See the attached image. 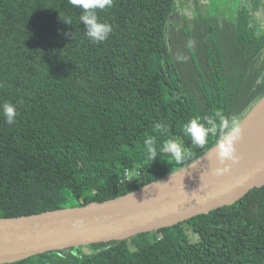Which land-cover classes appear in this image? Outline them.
I'll return each instance as SVG.
<instances>
[{
    "label": "trees",
    "instance_id": "1",
    "mask_svg": "<svg viewBox=\"0 0 264 264\" xmlns=\"http://www.w3.org/2000/svg\"><path fill=\"white\" fill-rule=\"evenodd\" d=\"M176 0H114L99 13L113 31L92 43L68 0H0V217L83 207L133 192L211 151L191 144L194 117L242 121L264 98V23L247 8L179 28ZM72 18V25L61 20ZM76 32V38L65 33ZM168 127V134L155 129ZM180 136L193 157L159 153ZM157 138L158 158L143 141ZM125 169L140 173L126 181ZM185 226L196 235L197 249ZM2 264H264V186L207 215L111 243Z\"/></svg>",
    "mask_w": 264,
    "mask_h": 264
},
{
    "label": "water",
    "instance_id": "2",
    "mask_svg": "<svg viewBox=\"0 0 264 264\" xmlns=\"http://www.w3.org/2000/svg\"><path fill=\"white\" fill-rule=\"evenodd\" d=\"M180 22L176 17L175 24ZM262 102L264 98L259 105ZM236 155L239 163L226 173L216 172L225 165L220 164L214 147L186 167L102 203L0 217V264L76 247L89 252L93 244L172 228L232 205L252 189L264 186V139Z\"/></svg>",
    "mask_w": 264,
    "mask_h": 264
},
{
    "label": "clouds",
    "instance_id": "3",
    "mask_svg": "<svg viewBox=\"0 0 264 264\" xmlns=\"http://www.w3.org/2000/svg\"><path fill=\"white\" fill-rule=\"evenodd\" d=\"M113 2L114 0H68L70 5L81 9L79 22L85 26V35L92 43H103L112 33V25L102 21L99 13L111 8ZM60 20L66 25H72L70 16H65ZM64 35L66 38H76V32L65 33ZM0 116L8 125L15 124L18 116L17 105L11 101L0 103ZM154 127L161 135L168 134V127L165 124L157 123ZM183 134L190 138L192 145L199 147L205 146L210 135L218 136V142L215 146L217 158L220 164L225 165V167L217 168V173H226L231 166L239 163L234 147L241 134L240 121L237 117L229 118L219 113L215 117H204L203 119L194 117L183 125ZM143 144L146 149L147 160L153 163L159 157L157 138L148 136L144 139ZM159 153L167 154L177 165L190 160L194 155L191 149L185 146L180 136L172 135H168V138L163 140ZM198 163L197 161L193 168ZM125 175H129L128 169H125Z\"/></svg>",
    "mask_w": 264,
    "mask_h": 264
},
{
    "label": "flooded vegetation",
    "instance_id": "4",
    "mask_svg": "<svg viewBox=\"0 0 264 264\" xmlns=\"http://www.w3.org/2000/svg\"><path fill=\"white\" fill-rule=\"evenodd\" d=\"M177 1V0H176ZM213 0H180V4L175 7L173 13V19L175 20L178 17L181 22L180 25H176V27L182 28L185 26L186 23L194 21L199 14L205 15L204 11H199L200 5H208L207 2ZM228 6L227 10L234 9L237 13L238 9L247 8L255 18L259 19V21L264 23V3L261 0H242L240 1L238 7H235L233 4L237 1H233ZM198 12V13H197ZM201 12V13H200ZM224 14V13H222ZM206 16V15H205Z\"/></svg>",
    "mask_w": 264,
    "mask_h": 264
},
{
    "label": "bare ground",
    "instance_id": "5",
    "mask_svg": "<svg viewBox=\"0 0 264 264\" xmlns=\"http://www.w3.org/2000/svg\"><path fill=\"white\" fill-rule=\"evenodd\" d=\"M264 139V102L250 115L241 128L239 140L235 143L236 153L255 145Z\"/></svg>",
    "mask_w": 264,
    "mask_h": 264
},
{
    "label": "rangeland",
    "instance_id": "6",
    "mask_svg": "<svg viewBox=\"0 0 264 264\" xmlns=\"http://www.w3.org/2000/svg\"><path fill=\"white\" fill-rule=\"evenodd\" d=\"M233 1H237L233 5L235 7H238L239 3L241 4L240 1H242V0H233ZM244 1H246V0H244ZM261 1L264 3V0H261ZM231 2H232L231 0H213V1L207 2L208 5H203V4L200 5V7L198 9H199V11H204V14L208 15V16L218 15L220 13H224L226 17L230 18V17L236 15V12L234 9H232V10L229 9L228 11H226L228 6H230ZM179 4H180V0H177L176 6ZM258 105H259V102L255 105V107L249 113H251ZM185 227H186V230L188 232L189 237L193 241L192 249L195 250V249H197V244H196V241H197L196 238L197 237L189 226H185Z\"/></svg>",
    "mask_w": 264,
    "mask_h": 264
},
{
    "label": "built area",
    "instance_id": "7",
    "mask_svg": "<svg viewBox=\"0 0 264 264\" xmlns=\"http://www.w3.org/2000/svg\"><path fill=\"white\" fill-rule=\"evenodd\" d=\"M129 175H126V181H131L134 177L133 175H138L140 172L137 169H128Z\"/></svg>",
    "mask_w": 264,
    "mask_h": 264
}]
</instances>
